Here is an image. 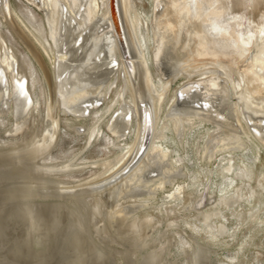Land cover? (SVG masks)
Instances as JSON below:
<instances>
[{"label": "bare ground", "instance_id": "bare-ground-1", "mask_svg": "<svg viewBox=\"0 0 264 264\" xmlns=\"http://www.w3.org/2000/svg\"><path fill=\"white\" fill-rule=\"evenodd\" d=\"M0 148V200L88 205L67 264L109 254L85 217L133 264H264V0H0Z\"/></svg>", "mask_w": 264, "mask_h": 264}, {"label": "rangeland", "instance_id": "rangeland-1", "mask_svg": "<svg viewBox=\"0 0 264 264\" xmlns=\"http://www.w3.org/2000/svg\"><path fill=\"white\" fill-rule=\"evenodd\" d=\"M27 106L28 105L25 104L24 110L27 109ZM27 118L30 119L29 117ZM1 148L3 149L4 147L2 146ZM1 148L0 151L2 150ZM6 149L4 148L2 151ZM12 163L13 165L14 164L15 165L13 166L10 163L9 165L11 167L17 168L21 166L20 168H23V165L17 166L14 161H12ZM53 189L57 192L55 187H53ZM43 201L44 200L38 197L35 198L33 202L25 201V200L18 201L19 204L18 202L12 204L11 202L0 200V208H2L0 209L1 211L0 214L2 215V216L0 215V227L2 226L0 230V264H67L63 259V256L60 255V251H61L60 241H62L63 239L64 236L63 232L65 230V227L67 226V222H70L69 220L71 219V213H73V211L71 210L75 208L74 211L78 209L77 211L80 210L84 214H87L85 207L88 205L82 200V196L81 197L74 196V194L72 193L64 194L63 196L60 197L57 196V198L49 197L45 200V202ZM64 203L65 204L67 203L68 205L67 204L65 205ZM39 210H41L44 221L46 222L45 224L49 226L48 229L41 228L37 224L39 223V220L36 217L37 216L36 213ZM6 212L7 215L4 216ZM20 213L23 215L28 213L29 217L30 214L35 213L34 218L35 221L38 222L36 223L35 226L30 227L31 231L30 229L28 230L26 228L27 227L26 219L24 218L25 219L24 221V219L19 218V216L21 215ZM1 218L4 220H2ZM88 218L89 217L81 218L82 219L81 221L84 222L83 227L82 226L78 227L81 230L82 233L81 235L83 236L84 239H87L88 237V241H90V244L93 242L97 246L101 247V250L103 252L106 251L109 252L108 256L104 255L103 259H99L100 256L98 257L96 255L95 257L96 260H92L90 264H122L123 262H124L123 264H133L132 259H129L131 258L132 255L129 256L128 254H126L125 251L126 243L124 242V240L121 239L118 236V234L113 233V229L106 227L101 229L90 227V224L92 223L89 224V222H87L89 221ZM103 239L107 241L104 242ZM113 244H115L114 247ZM168 246L169 245H167L166 243L165 247ZM121 247L124 250H122ZM136 256L137 255H134L133 259ZM166 256H167L166 258L167 261L164 262L163 264L176 263L174 254L170 253L167 254ZM115 257H117L118 259L120 257H121L120 259L123 258L122 259L123 262L122 260L120 259L118 260ZM138 262L136 264H139Z\"/></svg>", "mask_w": 264, "mask_h": 264}, {"label": "water", "instance_id": "water-1", "mask_svg": "<svg viewBox=\"0 0 264 264\" xmlns=\"http://www.w3.org/2000/svg\"><path fill=\"white\" fill-rule=\"evenodd\" d=\"M106 42H107V40H104V41H102L101 43H99V44H106ZM106 47H108V45L106 46ZM74 58H76L77 59V61H79V57H74ZM166 62H167V60H166V58L163 60V63H164V66H166ZM77 63V62H76ZM170 69H172V68H170Z\"/></svg>", "mask_w": 264, "mask_h": 264}]
</instances>
